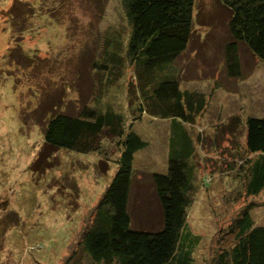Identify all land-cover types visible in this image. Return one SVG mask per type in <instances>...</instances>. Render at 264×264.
I'll use <instances>...</instances> for the list:
<instances>
[{"label": "rangeland", "instance_id": "rangeland-1", "mask_svg": "<svg viewBox=\"0 0 264 264\" xmlns=\"http://www.w3.org/2000/svg\"><path fill=\"white\" fill-rule=\"evenodd\" d=\"M25 1L29 0H0V264H64L114 177L116 139L103 140L111 158L102 157L107 161L105 172L97 153H53L43 175L32 172L30 165L43 144L51 112L73 115L83 105L104 112L110 106L131 119L130 103L134 108L138 97L126 58L107 87L105 74L110 75L96 67L105 31L118 33L123 55L130 28L119 0H32L37 8L30 21L14 25L13 31L17 17L8 10L22 14ZM194 2L192 37L175 67L180 85L207 99L194 123L182 125L193 145L188 160L193 201L185 229L199 238L193 264H210L219 231L244 207L251 204L254 225L264 226V191L248 196L240 186L244 161L250 159L245 152V119L264 117V63L240 45L241 76H227L228 12L217 0ZM54 5L55 21L45 14ZM96 98L99 106L94 105ZM133 126L147 147L134 160L132 228L156 230L161 210L150 175L167 173L168 138L183 140L168 120L145 115Z\"/></svg>", "mask_w": 264, "mask_h": 264}, {"label": "trees", "instance_id": "trees-1", "mask_svg": "<svg viewBox=\"0 0 264 264\" xmlns=\"http://www.w3.org/2000/svg\"><path fill=\"white\" fill-rule=\"evenodd\" d=\"M119 1L130 28L124 53L121 54L123 47L118 33L106 30L102 58L96 67L110 75L105 74L107 87L119 76L126 58L136 79L138 97L134 108L130 103L131 119L110 106L104 107V112L86 105L73 115L51 112L43 128V144L30 167L32 172L38 170L43 175L51 167L53 153L71 151L97 153L101 156L100 169L105 172L107 161L104 162L102 157L111 158L103 140L116 139L114 177L64 264H193L192 254L199 238L185 229L187 208L193 201L188 174L193 145L182 124L192 125L205 109L207 99L203 93L180 85L175 62L185 52L192 37L195 2ZM217 1L228 12L226 26L230 40L224 46L225 71L227 76L238 78L241 76L240 45L264 63V0ZM32 3V0L23 2L25 8L19 15L13 14L14 8H9L10 16L17 17L13 31L14 25L21 27L30 21L33 9L37 8ZM55 7L44 12L54 21L57 20L52 14L57 13ZM103 74L99 73L101 77ZM129 81L131 85L133 77ZM95 101L94 105L99 106V100L96 98ZM145 115L150 119L168 120L173 132L183 140L177 143L168 138L167 173L150 175L161 210V223L156 230L132 228L129 211L135 155L147 147V142L133 125ZM244 125L245 152L250 159L244 161L246 170L240 186L246 195L257 196L264 191V117L247 116ZM251 206L244 207L226 228L219 231L210 264H264V226L254 225Z\"/></svg>", "mask_w": 264, "mask_h": 264}]
</instances>
